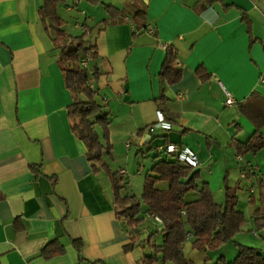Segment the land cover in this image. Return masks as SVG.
<instances>
[{
  "label": "crops",
  "instance_id": "1",
  "mask_svg": "<svg viewBox=\"0 0 264 264\" xmlns=\"http://www.w3.org/2000/svg\"><path fill=\"white\" fill-rule=\"evenodd\" d=\"M101 2L124 12L98 30L109 18L102 4L67 0L66 11L76 17L63 28L81 34L76 23L82 18L92 27L89 37L100 56L94 87L111 114L109 164L125 170L140 196L143 171L128 174L132 144L143 138L187 147L198 156L203 181L211 185L210 176L219 174V204L227 188L235 191L252 226L254 212L264 215V148L240 159L233 141L245 142L255 130L240 104L254 106L264 120V0ZM41 3L0 0V264H142L149 253L146 221L158 230L163 225L147 213L136 227L116 217L109 177L93 173L84 143L71 130L73 94L39 20ZM138 11L145 12V23L133 22ZM168 46L182 73L174 84L160 77ZM199 67L210 74L205 81ZM159 108L172 128L149 132ZM260 131L264 136V123ZM247 163L253 169L244 173ZM137 231L133 248L125 249ZM52 240L64 253L45 260L40 251ZM73 240H80L79 249ZM253 240L264 254V239ZM189 242L186 257L193 253Z\"/></svg>",
  "mask_w": 264,
  "mask_h": 264
},
{
  "label": "trees",
  "instance_id": "2",
  "mask_svg": "<svg viewBox=\"0 0 264 264\" xmlns=\"http://www.w3.org/2000/svg\"><path fill=\"white\" fill-rule=\"evenodd\" d=\"M80 1V0H74ZM92 5L102 4L109 18L100 21L98 30L103 29L113 19L119 17L124 10L101 0H86ZM209 3L217 0H206ZM60 6H67V0H42L38 8V16L44 29L51 36L53 51L57 52V64L63 74L66 87L73 94V102L67 107V115L72 132L86 147L87 159L93 173L105 172L112 187V204L115 215L129 227H136L143 220L141 214L147 213L155 221L163 225V229L150 231L143 242L150 248L144 255L142 264H193L186 258L183 247L190 241L198 250H218L234 237L244 231L247 223L245 214L238 209V196L230 188L226 189L225 201L217 203L208 182L202 180L201 171L197 166L180 162L177 157L168 153L165 148L159 149L172 157L153 163L144 175L143 192L136 196L129 182L119 172L113 171L109 164L111 144L108 141V130L111 114L106 106L97 99L94 82L99 76L97 63L100 59L97 45L89 37L92 27L86 24L81 34L74 35L63 30L66 21L60 17ZM73 8H76L73 5ZM135 24L145 23L146 14L138 11L132 17ZM86 61V65L83 62ZM197 74L202 81L209 77L205 68L199 67ZM181 70L176 66V53L168 46L166 57L160 71V77L168 84L177 83L181 79ZM94 80V82H92ZM165 97L161 96V100ZM160 112L168 119L164 109ZM239 110L253 122L255 130L245 141H233V146L241 159L246 154L255 155L264 148V136L260 129L264 123L262 115L254 106L247 103L239 105ZM238 127V126H236ZM186 133V130L182 134ZM141 134V132H139ZM150 140L145 141L140 150ZM168 144V143H167ZM159 147V146H158ZM249 171L243 168L244 173ZM197 193V198L185 201L188 192ZM1 198V197H0ZM254 225L264 230V215L258 211L253 213ZM18 227V223H16ZM139 232L131 237L125 249L130 250L139 239ZM157 238L158 241L156 240ZM79 249L80 240H73ZM236 243L237 255L232 261L220 256L216 264H264V254L256 247ZM64 253V246L58 240L48 242L40 251L45 260Z\"/></svg>",
  "mask_w": 264,
  "mask_h": 264
},
{
  "label": "rangeland",
  "instance_id": "3",
  "mask_svg": "<svg viewBox=\"0 0 264 264\" xmlns=\"http://www.w3.org/2000/svg\"><path fill=\"white\" fill-rule=\"evenodd\" d=\"M71 7H73L72 2H71ZM73 9H75V8H73ZM66 10H67V6H60L58 13H59L60 17L66 21L67 25H71L73 19L76 16L73 15L74 12L69 13ZM71 18H73V19L71 20ZM82 21H83V18H82ZM79 22L82 23L81 21H79ZM63 30H64V28H63ZM97 99L99 101H101L100 96H97ZM160 143H162V142L157 139V140L153 141L152 143L146 144L143 147V149L141 150L142 152H139V151L137 152L138 146L136 144H132V148L130 150V156L131 157H130V164H129L130 166H132V168L128 172V174L131 175L133 173H136L137 170L140 169L143 171L142 175L144 176L146 171L151 168V166L153 165L154 162L162 160V159L172 158V157L166 155L165 152L158 151V146ZM110 166H111V169L113 171L118 170V167H119V166L113 165V164H111ZM203 174L206 178H208L206 171H203ZM134 175H136V174H134ZM210 177H211V179H210L211 185L210 186L212 187V190H213L212 191L213 198L217 203H219L220 201H222L221 200L222 199L221 198L222 193H219V188H220L219 185L221 184V178H219V174L214 175V176H210ZM197 196L198 195L196 192L190 191L185 196V201H187V202L192 201V200L196 199ZM147 224L151 227L152 230H154L156 228L150 221H146V225ZM151 229H150V231H151ZM255 235H257L259 238L264 239V230L257 229L254 224L252 226H249V224L246 223V225L244 227V231L237 234L234 237V241L237 243H240V244L243 243V245L254 247L255 242H254L253 238L255 237ZM158 239H160V238H157L156 240L158 241ZM240 241H244V242H240ZM235 242H229L226 245H224L221 249H218V250H204V251L194 248L192 246V244L189 242L191 244L193 253H192V256L188 255L186 258H188L190 261H192L193 264H216L217 260L222 255L224 256L226 261H232L238 252V248L236 247ZM145 249L147 252H150L148 246H146ZM193 254H194V256H193ZM168 264H172V263H168Z\"/></svg>",
  "mask_w": 264,
  "mask_h": 264
},
{
  "label": "built area",
  "instance_id": "4",
  "mask_svg": "<svg viewBox=\"0 0 264 264\" xmlns=\"http://www.w3.org/2000/svg\"><path fill=\"white\" fill-rule=\"evenodd\" d=\"M76 27L81 28L83 31L85 27L82 24L76 23ZM83 65H86V61L83 62ZM94 82V80H92ZM158 121L154 125L148 126L147 130L149 132H156V131H169L172 128V125L169 121H167L164 115L158 111ZM145 144V140L141 138L138 142V146L142 147ZM127 147H130V144H126ZM159 149L165 148L168 153H171L177 157V159L182 162L183 164L198 166L199 159L198 156L189 148L183 147L176 143H168L159 145ZM251 166L249 163L246 164L245 170L249 171ZM120 175L124 176L126 174L125 170L119 171Z\"/></svg>",
  "mask_w": 264,
  "mask_h": 264
}]
</instances>
